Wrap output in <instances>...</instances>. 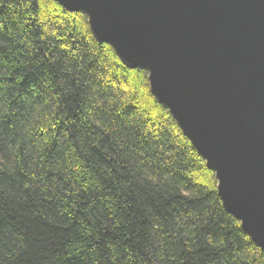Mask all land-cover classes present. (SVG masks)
<instances>
[{"label":"trees","instance_id":"1","mask_svg":"<svg viewBox=\"0 0 264 264\" xmlns=\"http://www.w3.org/2000/svg\"><path fill=\"white\" fill-rule=\"evenodd\" d=\"M0 264H264L146 72L53 0H0Z\"/></svg>","mask_w":264,"mask_h":264},{"label":"water","instance_id":"2","mask_svg":"<svg viewBox=\"0 0 264 264\" xmlns=\"http://www.w3.org/2000/svg\"><path fill=\"white\" fill-rule=\"evenodd\" d=\"M53 1L146 72L223 208L264 253V0Z\"/></svg>","mask_w":264,"mask_h":264}]
</instances>
